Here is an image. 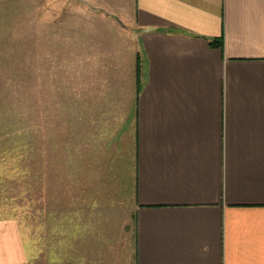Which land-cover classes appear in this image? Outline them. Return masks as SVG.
I'll return each instance as SVG.
<instances>
[{
  "label": "crops",
  "instance_id": "obj_1",
  "mask_svg": "<svg viewBox=\"0 0 264 264\" xmlns=\"http://www.w3.org/2000/svg\"><path fill=\"white\" fill-rule=\"evenodd\" d=\"M80 1L129 16L145 78L67 264H264V0Z\"/></svg>",
  "mask_w": 264,
  "mask_h": 264
},
{
  "label": "rangeland",
  "instance_id": "obj_2",
  "mask_svg": "<svg viewBox=\"0 0 264 264\" xmlns=\"http://www.w3.org/2000/svg\"><path fill=\"white\" fill-rule=\"evenodd\" d=\"M131 24L80 0H0V133L11 146L0 150V264H67L83 193L98 197L94 170L131 167L132 91L145 78Z\"/></svg>",
  "mask_w": 264,
  "mask_h": 264
},
{
  "label": "trees",
  "instance_id": "obj_3",
  "mask_svg": "<svg viewBox=\"0 0 264 264\" xmlns=\"http://www.w3.org/2000/svg\"><path fill=\"white\" fill-rule=\"evenodd\" d=\"M217 43H220V41H219V42L217 41ZM138 88L140 89V85L138 86ZM11 132H12V131L9 132V135H10V134H11V135L13 134V133H11ZM7 134H8V132H7V133H0V146H1V145H2V146H3V145H4V146L6 145L7 148H8V146H9L8 143H7V142L4 143V142H3L4 140L2 139L4 136H5L4 138H6ZM9 135H8V136H9ZM4 146H3V148H6V147H4ZM9 147H11V146H9ZM7 148H6V149H2V148H0V150H2V151L6 150V151H7ZM0 152H1V151H0ZM35 159L37 160L36 157H35ZM36 160H35V164H36ZM35 167H36V165H35ZM4 181H5V179H2V180L0 179V182H4ZM0 184H2V183H0ZM0 189H1V186H0Z\"/></svg>",
  "mask_w": 264,
  "mask_h": 264
}]
</instances>
